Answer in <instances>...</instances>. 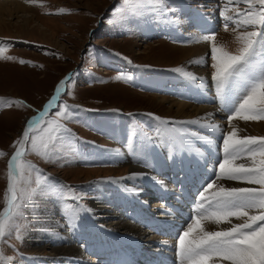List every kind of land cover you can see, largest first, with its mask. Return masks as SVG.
I'll return each mask as SVG.
<instances>
[{
  "label": "rangeland",
  "instance_id": "1",
  "mask_svg": "<svg viewBox=\"0 0 264 264\" xmlns=\"http://www.w3.org/2000/svg\"><path fill=\"white\" fill-rule=\"evenodd\" d=\"M3 1L13 0H0V2ZM169 3L175 12H169L167 16L173 19L179 18L181 23H161L160 18L147 9L143 10L142 16L131 21L121 20L122 13H114V10L118 5L122 6V0H37L32 4L33 10L29 12V15L32 14L35 19L25 31L20 30V27H23L20 19L8 21V30L0 32V43L11 45L5 52V56H12L15 59L0 60V98L4 101L18 100L24 103L10 107L0 105V150L8 153V156L0 158V209L3 207V195L6 190L7 159L13 152L11 145L22 133L28 118L41 109L53 93L55 85L68 73L76 74L74 98L65 95L62 100L71 105H78L79 109L94 110L81 111L78 109V119L81 123L65 122L66 126L81 141L88 142L78 144L81 158L71 159L64 166L45 163L35 154L27 155L26 159L42 169L50 178L81 189L87 194L82 202L93 210H110V215L114 213L113 215H118L121 220L128 222L124 212L131 211L135 207L140 208L136 203H130L129 197L117 185L111 182H101L133 173L135 167L147 171L144 159H138L140 153L133 152L131 146H126L129 132L135 128L139 134L141 122L146 126L144 131L155 125L156 122L146 115L147 113L166 120L196 119V116L192 118L179 116L177 109L171 108L170 110L169 104L161 101L162 99L189 107L212 106L208 103L203 104L205 101H212V98L214 100V88L210 78L211 44L210 42L189 43L190 37L197 34L198 28L203 27L214 31L218 42L227 44L230 48L235 47L232 44L233 34L230 31L225 33L222 28V21L219 18L220 0H169ZM60 8L67 9V12L59 13ZM161 42L166 45H158ZM196 47L204 49L203 56L207 53V65L189 63L199 58L197 56L188 60L180 58L182 52L178 51V48ZM117 53L120 55H116ZM121 57H127L132 64H128ZM21 59L31 61L32 64L22 65L19 63ZM176 67H184L197 77L203 76L201 71L207 69L210 78L208 84L212 86V94L205 95L204 101H197L196 95H201L203 92L181 74L170 71ZM121 73L130 75L132 79L127 82L125 80L116 81L114 78ZM196 102L202 105L197 106ZM114 109L119 111H112ZM55 111L56 109H53L46 119L56 118L54 117ZM218 111L226 116L223 111L219 109ZM129 113L132 115L130 116ZM214 120L219 122L217 118ZM225 122L223 129L226 130L227 123ZM249 123L264 125V121L248 122L247 125ZM178 126L192 128L210 135L197 125ZM247 135L264 136V132L254 130ZM214 145L216 149L220 147L222 139L217 137ZM154 148L156 147L150 149V154L146 157L147 164L151 169L161 165L163 169L158 168L151 172H155L158 179L168 180V182H172L169 180L170 177L177 179L183 176L186 187L193 185L187 183L193 177V173L189 174L186 171L185 163L189 164V161L194 160L198 162L195 164H199L200 161H214L215 157L211 153V149L214 148L212 145L208 146L195 138H193L192 154L185 153L175 158V162L167 158V146L157 147V150ZM117 149L119 155H116L114 151ZM196 149L201 150L203 158L197 154ZM210 154L212 158H209ZM82 157H87V161ZM169 164L171 166H168ZM199 173L200 177L209 176L208 172ZM166 174L171 175L168 177ZM34 179L33 176V181ZM120 183L128 187L133 185L132 181H121ZM135 183L143 190L144 196L140 198L153 199L148 202L149 209L153 207L152 205L161 203L160 196L156 195L158 190L150 189L153 183L149 184L146 179ZM191 205L193 206V202ZM157 212L154 214H158ZM40 213L50 217L51 221L57 220L60 225L64 224L61 204L55 199L41 201ZM84 214H81V221H78L80 225L77 227L80 239L74 240V235L70 237L73 231H68L66 227H62L61 236L67 235L76 246L82 247L78 255L81 259L77 257L79 264H106L100 262L101 257L94 255L97 253L96 250L99 247H105L108 250L107 253H115L116 250L109 247V236L105 235L101 229L89 230L87 227H80L86 221ZM113 220L117 219L107 221L96 219L94 222L97 225L111 228L110 225L115 224ZM189 221L190 217L187 223ZM136 225L144 227L140 223ZM186 226H183V229ZM147 231L150 233L151 229ZM40 233L34 229L31 230L23 244L14 239L9 241L15 244L19 254L4 245L5 254L14 257L12 264H73L74 258L67 259L63 253L54 251V249L58 251L64 247L57 236L54 239L48 233L41 237ZM86 235L91 237L90 242L84 239ZM152 237L149 234V238ZM52 238L53 241H51ZM174 252L175 250L170 251L175 254Z\"/></svg>",
  "mask_w": 264,
  "mask_h": 264
},
{
  "label": "snow or ice",
  "instance_id": "2",
  "mask_svg": "<svg viewBox=\"0 0 264 264\" xmlns=\"http://www.w3.org/2000/svg\"><path fill=\"white\" fill-rule=\"evenodd\" d=\"M24 2L34 4L36 0ZM144 9L155 13L161 23L182 22L179 18L167 16V13L175 12L169 0H122V6L118 5L114 13L120 12L121 20L131 21L142 16ZM66 12L65 8L59 9L61 14ZM219 18L223 31H230L234 36V48L218 42L216 33L203 27L190 37L189 43L211 44L210 78L214 100L218 109L226 114L227 130L214 121L213 113L182 121L166 120L147 113L156 122L155 125L144 131L146 126L141 122L139 134L135 128L129 132L126 146L140 153L138 159L143 158L145 166H149L146 157L152 147L167 146V158L175 162V158L185 153L192 154L193 138L211 146L218 134L222 139L217 152L220 158L206 169L210 176L204 178L197 193L190 222L178 235L174 245L177 264H264V136L240 135L244 129L234 123L264 121V0H220ZM9 47L10 44L0 43V60L15 59L5 56ZM121 58L132 64L127 57ZM19 63L32 64L23 59ZM189 63L207 65L208 56L193 59ZM170 71L181 74L201 91L207 87L204 78L197 77L184 67ZM75 76L69 73L55 85L43 109L26 121L22 133L11 145L13 152L7 159L6 190L0 209V264H12L14 260L13 256L5 254L4 245L19 254L15 244L9 241L14 239L23 244L33 229L42 234L51 232L50 225L40 215L41 201L55 199L61 204L64 217L61 227H66L68 231L77 228L82 213L93 212L82 202L87 194L81 189L50 178L26 159L27 155L35 154L45 163L64 166L71 159L81 158L78 144L88 142L81 141L65 123H81L77 112L79 106L62 100L65 95L74 98ZM114 79L127 82L132 77L121 73ZM23 103L0 98V105L7 107ZM53 109H56V118L46 119ZM178 125H197L211 135ZM114 151L119 155L118 149ZM196 152L203 158L200 149H196ZM6 156L8 153L0 150V158ZM82 158L87 161V157ZM145 177L166 189L162 180L149 173L133 172L101 182L120 184L121 181H132V187H121L125 192L139 196L142 189L135 182ZM222 181L243 186H225ZM233 218L240 223H233ZM209 224L217 226L216 229H209ZM222 224L228 227L220 229Z\"/></svg>",
  "mask_w": 264,
  "mask_h": 264
},
{
  "label": "bare ground",
  "instance_id": "3",
  "mask_svg": "<svg viewBox=\"0 0 264 264\" xmlns=\"http://www.w3.org/2000/svg\"><path fill=\"white\" fill-rule=\"evenodd\" d=\"M31 10H33L32 4H27L24 2V0H13V1H8V2H4V1L0 2V32L7 29L8 25H9L8 21H14V20H18V19H20L21 23L23 24L22 25L23 27H20V30L25 31L27 29V27L29 26V24H31L33 22V20L35 19L32 14L29 15V12H31ZM7 22H8V24H7ZM158 45H166V44L161 42V43H158ZM201 48L200 47L190 48V49L178 48L177 50L182 52V55L180 57L182 60L183 59L188 60V59H191V58L196 57V56L202 57L203 56L202 52L204 49L203 48L201 49ZM174 49H176V48H174ZM143 54H146V53H143ZM204 54H205V51H204ZM206 55H207V53L204 56H206ZM198 73H200V72H198ZM201 73H202L201 75H203V76H201V78L205 79L207 87H206V89H204L202 91L203 93L201 95H199V94L196 95L197 101H200V100L204 101V98L206 97L205 95L212 94L211 93V88H212L211 84L212 83L210 85L208 84L209 83L208 80L210 78L208 77L207 69L202 70ZM212 91H213V89H212ZM156 100H158V99L156 98ZM161 101L167 102V104H169V106H170V108H169L170 110H171V108H176L178 115L183 116V117L186 116V118H188V117L192 118V116H196V119H199L201 117H204L208 113H213L214 114L213 119L214 118H217V120L219 119L218 120L219 122H217L215 120L214 121L217 122L218 124H220L222 129L224 128L223 126H225L224 122L226 121V116H223L224 114L222 112L219 113V111L217 109L218 108L217 104L215 103L213 98H212V101L211 100L205 101L203 103V104L208 103V104L212 105L209 107H204V106H202V107H193V106L189 107V106H186L184 104L176 103L173 101H168L166 99H162ZM196 103H197V106L202 105L199 102H196ZM234 123H236L239 128L244 129V131L241 132L240 135H247L249 132H253L254 130L255 131L258 130V132L259 131L264 132V125H262V124L249 123L247 125L241 121H236ZM227 128H228V126H227ZM210 135H211V133H210ZM217 137H220V136L218 134L215 135V140ZM212 146L214 148L211 149V153L215 155L214 161L213 160L200 161L201 164L200 163L195 164V163H193V161L190 162L189 164L185 163L186 171L189 174H192V173L196 174V177L194 179L195 182L193 183V185L191 187H188V186L186 187L185 178L183 176L182 177L179 176L177 179H173V177L171 178L169 175L168 176V177H170L169 180L170 181L172 180V182H168V180L164 181L162 179H159V180L163 181L164 185H166V189H162L159 185H157L155 182H153L149 177H145L144 179H146L149 182V184H151V183L154 184L153 187L150 189L154 190L156 188L158 190V193L157 194L155 193V194L157 196L158 195L160 196L159 200L161 202L158 205H156V204L152 205L153 207L149 209L148 202L150 200H153V199L149 198V197L146 199L140 198V197L144 196L143 190L140 192L139 196H136V195H133L129 192H125L123 190V188L121 187V185H123L122 183L115 184V185H117V187L119 189H121L125 193V195H127L129 197L128 200H129V202L131 201L130 203H132V204L136 203L140 208H136V207L133 209L130 208V209H132L131 211H125L124 212L126 217L128 218V222H124L123 220H121V218H119L118 215H113L114 213L112 215H110L111 214L110 210H104V209L102 211L101 210H93V212H91V213H85L84 214V215H86V221H85V223H82V226H80V227H82V228L87 227L89 230H94L95 228H97V230L101 229L105 233V235L109 236L108 237L110 240L109 244H115L114 248L116 249V251L118 253L114 257L118 260V264H125V263L128 264L126 260H129L131 258V256L134 255V253H136L138 251H143L147 246L146 244L152 243L155 239L157 240L158 244L168 245L170 248L174 249V245L176 244L177 240L173 241V242L171 241L173 238V235L175 234L177 236V235L181 234L182 230L186 229V228L183 229V226H186L188 224L187 220L189 219V217H191L193 215L194 201L197 199V193L201 187L200 181L204 180V177L199 176V174H200L199 172L206 173L207 172L206 169L211 168L212 165L218 159V157H220L219 155H217V152L220 150V147H217V149H216L214 144ZM154 150H157V149H154ZM157 158H158V163H160L159 157H157ZM180 165L182 166V164H180ZM168 166H171V164H169ZM158 168L161 170V169H163V166L161 165L160 167H157V168L153 167V169H151V168H149V166H147L146 167L147 171L146 170L142 171L140 168L135 167L133 169V171L136 173H149L150 175L156 176V174H154L155 172H151V171H153V170L155 171ZM148 169H150V170L148 171ZM209 176H207V177H209ZM222 183L225 186H230V185L243 186V185L236 184V182H231V181H222ZM146 189H148V188H146ZM155 194H152V195H155ZM183 199L188 200V201L184 202ZM192 202H193V206L191 205ZM121 203H122V201H121ZM125 206H126V204H125ZM49 212H51V211H49ZM154 212H157L159 214H154ZM190 214H192V215H190ZM40 215L44 220L47 221L48 225H50V227H51V232H49V234L48 233L47 234L50 235L51 237L53 236V238L55 239V236H57L56 234L57 233L59 234L60 231L62 230L60 223L57 220L51 221V218L46 216L45 214L40 213ZM159 215H161V216H159ZM113 218L117 219V220H115V221L113 220V222L115 224L110 225L111 228H106V227L97 225L94 222L96 219H98V220L102 219V221H107L108 219H113ZM130 219H131V221H130ZM80 221H81V219H80ZM137 223H140L144 227H141L140 225L137 226L136 225ZM233 223H240V221H237L233 218ZM79 225H80V222H78L77 227H79ZM216 227L217 226H215V225H211V224L208 225L209 229L215 230ZM226 227H228V225L222 224L219 226L220 229H223ZM157 228H159V229H157ZM168 228H171V229L167 230ZM78 229L79 228H77L76 231L74 230L72 232V234L69 235L70 237L72 235H74V240H78L81 238L77 234ZM150 229L153 230L152 231V233H153L152 238H149L150 233H148V231H147ZM157 233H160V234H157ZM42 235H45V234L40 233L41 237H42ZM164 235H169L170 241H165ZM53 238L51 239V241L54 240ZM57 238H58L59 242H61L63 244V245L62 244L61 245L64 247H61L60 249L58 248L59 249L58 251H57V249L56 250L54 249V251H56V253H63V255L65 257H67V259L74 258L73 259L74 262L72 261L73 264H79L78 261L81 258L78 257V255H79V252H81L80 250L82 247L76 246L74 242L70 241L71 239L67 235L61 236V233H60V235H58ZM84 239L87 242H90L89 236H87V235L84 236ZM59 245H60V243H59ZM122 248H123V250H121ZM148 251L151 252L152 254L147 255L146 257H143L144 262L141 263V261H140L137 264H177V257L172 256V255H170V256L166 255L164 253V251L162 250V248H160V247L154 246L153 248L149 249ZM103 252H104V254H106L105 250H103ZM77 257L79 258V260ZM106 259L109 261L111 259V257L110 256L108 258L106 257Z\"/></svg>",
  "mask_w": 264,
  "mask_h": 264
},
{
  "label": "water",
  "instance_id": "4",
  "mask_svg": "<svg viewBox=\"0 0 264 264\" xmlns=\"http://www.w3.org/2000/svg\"><path fill=\"white\" fill-rule=\"evenodd\" d=\"M68 74H69V73H68ZM68 74H67V75H68ZM67 75H66V76H67ZM62 79H63V78H62ZM52 94H53V93H52ZM52 94H51V95H52ZM51 95H50V97H51ZM50 97L48 98V100L50 99ZM48 100H46V102L42 105V107H41L40 110L43 109V106L47 103ZM37 112H38V111H37ZM37 112H36L34 115L30 116L29 119H30L31 117H33V116H36V115H37Z\"/></svg>",
  "mask_w": 264,
  "mask_h": 264
}]
</instances>
